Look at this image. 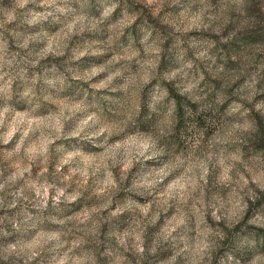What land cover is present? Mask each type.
<instances>
[{
    "label": "clouds",
    "instance_id": "1",
    "mask_svg": "<svg viewBox=\"0 0 264 264\" xmlns=\"http://www.w3.org/2000/svg\"><path fill=\"white\" fill-rule=\"evenodd\" d=\"M0 264H264V0H0Z\"/></svg>",
    "mask_w": 264,
    "mask_h": 264
}]
</instances>
